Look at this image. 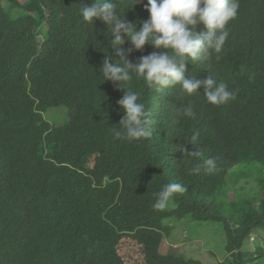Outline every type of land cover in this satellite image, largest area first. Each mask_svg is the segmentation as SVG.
<instances>
[{
  "label": "trees",
  "instance_id": "1",
  "mask_svg": "<svg viewBox=\"0 0 264 264\" xmlns=\"http://www.w3.org/2000/svg\"><path fill=\"white\" fill-rule=\"evenodd\" d=\"M93 2L0 0V264H128L126 238L135 242V264H203L160 251L165 218L185 214L223 222L228 264H264V243L249 245L253 233H264V175L255 197L231 201L236 218L217 201L232 167L257 161L264 169V0H240L219 61L186 63V78L211 75L236 98L214 106L203 85L188 96L179 85L157 92L134 78L153 135L132 142L111 132L123 116L124 90L99 73L105 54L119 57L108 26L80 15ZM115 2L138 29L149 17L147 0ZM153 51L161 50L146 44L128 59ZM188 103L192 117L181 111ZM60 106L70 118L53 124L44 113ZM207 158L215 160L212 172H192ZM167 183L187 191L174 195L176 207L154 209Z\"/></svg>",
  "mask_w": 264,
  "mask_h": 264
},
{
  "label": "clouds",
  "instance_id": "2",
  "mask_svg": "<svg viewBox=\"0 0 264 264\" xmlns=\"http://www.w3.org/2000/svg\"><path fill=\"white\" fill-rule=\"evenodd\" d=\"M94 2L90 6L83 5L79 9L80 15L85 22L92 23L94 19H100L108 26L112 37L111 47L119 57L114 60L112 56L105 54L99 69L103 82L111 81L124 90L122 98L117 101L123 110V116L118 127L111 129L115 139L132 142L153 135L152 113L141 101L140 94L131 89L134 78L142 79L148 88L157 92L179 85L188 96L196 95L203 85L204 99L214 106L225 105L236 98V90L230 89L224 82L217 85L216 79L211 75L200 81L195 76L186 78L185 73L186 63L189 61L213 55L215 60L221 59L220 53L230 35L227 26L236 19L240 0H147L145 10L149 17L139 29L137 22H129L124 15L118 14L115 0ZM130 2L133 7V0ZM197 26H203L206 31H198ZM126 42L131 47L124 48ZM146 44L161 51L143 55L135 62L128 59L134 50L142 51ZM248 79L253 80L254 74L250 73ZM181 111L185 117L194 115L191 103L182 105ZM44 115L46 116V112ZM197 139L198 133L191 137L192 143L195 144ZM181 151L190 152L185 147ZM191 155L195 157L202 154L191 152ZM215 167V160L207 158L202 164L194 166L192 172L199 173L203 168L210 173ZM186 191L187 188L180 183L163 185L155 193L153 208H166L175 194Z\"/></svg>",
  "mask_w": 264,
  "mask_h": 264
},
{
  "label": "rangeland",
  "instance_id": "3",
  "mask_svg": "<svg viewBox=\"0 0 264 264\" xmlns=\"http://www.w3.org/2000/svg\"><path fill=\"white\" fill-rule=\"evenodd\" d=\"M100 1V0H96ZM71 111L67 107H52L46 117L54 124H63L70 118ZM262 164L257 161L242 163L232 167L226 175L217 201L223 207L226 215L236 218L234 213L237 201L255 197L261 191L260 179L264 175ZM176 207L174 197L162 211ZM234 213V214H233ZM165 222L170 225L165 231V237L160 246V251L169 254H184L189 258L202 261L203 264H228L229 251L227 250V236L221 221H199L191 218V214L181 217H167ZM257 242L264 243V233H253L249 245L254 250ZM134 241L126 238L122 243L121 253L129 257L128 264L133 262L132 254Z\"/></svg>",
  "mask_w": 264,
  "mask_h": 264
}]
</instances>
